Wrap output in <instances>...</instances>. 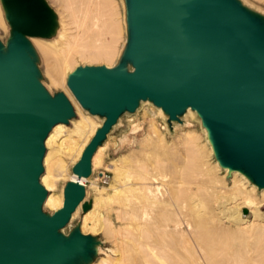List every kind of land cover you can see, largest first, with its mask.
Segmentation results:
<instances>
[{
	"label": "water",
	"instance_id": "obj_1",
	"mask_svg": "<svg viewBox=\"0 0 264 264\" xmlns=\"http://www.w3.org/2000/svg\"><path fill=\"white\" fill-rule=\"evenodd\" d=\"M122 3L116 63L66 75L74 101L101 123L70 169L76 181L63 187L61 209L44 217L42 141L72 111L63 94L41 95L22 64L34 72L22 38L48 34V9L41 0H5L16 42L0 57V264H65L74 253L89 255L87 237L62 240L57 231L84 197L78 180L90 177L96 148L143 103L161 111L169 132L193 112L217 166L264 189V16L240 0Z\"/></svg>",
	"mask_w": 264,
	"mask_h": 264
},
{
	"label": "rangeland",
	"instance_id": "obj_2",
	"mask_svg": "<svg viewBox=\"0 0 264 264\" xmlns=\"http://www.w3.org/2000/svg\"><path fill=\"white\" fill-rule=\"evenodd\" d=\"M41 1L53 15L56 26L54 27L51 19L48 34L22 38L30 65L49 98L61 93L68 100L72 114L66 119V122L60 123L65 131H73L74 123L83 121L85 116L90 117L94 125H100L99 118L88 115L74 101L65 87V78L77 66L112 67L116 63L125 37L122 0H107L106 14L103 17L104 27L100 33L91 32L86 35V38L90 37L91 39L89 44H92V48L83 51L69 48L65 42H73L74 36H78L79 40L82 38L83 30L97 15L95 7H90L91 11L87 15V21L83 22L84 17L80 12L84 8L79 6L80 0ZM240 1H244L246 6L248 5L252 10L264 16V0ZM73 11L78 14H74ZM9 19L10 10L7 8L5 0H0V57L2 60L6 58L5 55L11 46V41L16 42ZM112 24L115 25V31H113ZM62 32L65 33L63 36ZM94 36L98 37L94 40ZM103 45L109 46L111 59L91 62L86 55L98 52V48ZM39 46L47 48L48 51L43 52ZM65 60L68 62L66 66L62 65ZM187 114L186 112L182 117V124L174 125L170 132L166 130L165 118L148 103L141 104L134 114L120 117L118 124L110 131L101 145L102 150L95 161L92 175L84 184L82 201L75 207L65 226L57 231V235L62 240H68L75 234L87 237L88 243L91 244L88 250L89 255L74 253L66 259L65 264L76 263L79 259H81L80 264H149L150 249L140 248L137 239L139 236L146 235L140 232L143 224L149 225L150 231H152V224L157 213L173 214L176 192L182 183L179 167L187 159V150L190 148V144L186 140L187 134L191 135L195 143L203 146L201 148L204 153L203 160H207L208 164L211 163L209 165L215 167L216 175L223 177V181L229 187L232 186L233 172L228 175L225 169H217L218 166L212 158L210 147L198 119L195 115L191 117ZM160 141H163L164 144L162 145ZM81 144L82 142H79L73 150L71 149L70 156H64L62 151L57 150V144L52 148H47L42 144L44 154L41 159L42 172L38 183L42 189L44 188V197L47 194L62 197L63 187L69 182V177L72 174L70 169L79 158L78 150ZM48 152L50 154L47 165H44ZM157 162L159 169L155 165ZM142 167L146 168V174L156 176L154 186L159 188L160 197L163 199L169 197L168 203L159 209L148 205L147 196L141 188V183L144 182ZM46 173L50 176L60 174L51 192L41 182ZM98 173H104L107 176L105 183L95 181ZM190 179L187 190L194 193L193 203L196 205V210L202 214L203 228L215 229L220 226L226 231L223 235L216 233L213 237V246L214 244L215 246L209 250L206 248L199 250L193 256L194 260L199 259L200 262L197 263L205 264L203 259L206 260L207 257L224 262V264H264V227L251 234L235 238L238 208L234 207V200L230 192L222 193L211 189L200 191L197 188L203 182V176L195 175ZM244 183L247 190L254 187L247 181ZM262 191V189H255V195L258 196L259 201L262 200ZM83 204L88 206L85 211L82 209ZM40 205V213L44 217L56 213L45 208L42 203ZM242 210L239 211L240 219L244 217L241 214ZM259 214L261 215L259 220L264 225V201L259 209ZM247 217L248 221L253 219L248 209L244 218ZM123 238L125 243L120 245ZM221 239H224L226 243L222 248H220L222 246ZM142 240L145 244H149L146 236ZM231 246L238 247L234 251L230 249ZM221 257L224 260L220 259ZM235 258H237V263Z\"/></svg>",
	"mask_w": 264,
	"mask_h": 264
},
{
	"label": "bare ground",
	"instance_id": "obj_3",
	"mask_svg": "<svg viewBox=\"0 0 264 264\" xmlns=\"http://www.w3.org/2000/svg\"><path fill=\"white\" fill-rule=\"evenodd\" d=\"M106 3H107V0H80L79 6L84 8L83 10L81 9L82 12H80V14L82 13V15H83L82 17H84L83 22H85V20L87 19V15L91 11V9H90L91 6L95 7V9L97 11V15L92 19V21L89 23V26H87V28L84 27L85 30H83V32H82L83 34H81L82 38H80V40L77 38L78 36L77 37L74 36L73 42H69V41L65 42V44H67V46L69 48H73V49H76L79 51L80 50L83 51V50H87V49L92 48L91 47L92 44H89L90 43L89 41L91 39H90V37L86 38V35L88 33H91V32L100 33L101 29H103V27H104L103 17L106 14V11H105L106 5H107ZM244 3L245 2L243 1V5H244ZM73 13L78 14V13H75L74 11H73ZM49 14H50V18L53 20L52 23L54 24V27H55L56 22L54 20V17L50 12H49ZM114 26L115 25L112 24V27L114 29L113 31H115ZM63 33L64 32H62V36H63ZM98 36H94L93 39L95 40V38H97ZM39 48L43 52L48 51V49L43 47V46H39ZM98 50L99 51L96 53L93 52V53H90L88 55H86V54L85 55L88 56V58L91 62H99V61H102L103 59L104 60L111 59L108 45H103V46L99 47ZM67 55H68V53H67ZM66 60L63 62L62 65L66 66L68 64V62ZM22 64H23L25 70L27 71V73L29 74V76L31 77L32 82L35 85V87L37 88V90L39 91V93H41V95H46V91L44 90L43 86L39 83L36 74L34 72H32L23 62H22ZM63 97L65 98V96H63ZM65 100L69 104V102L66 98H65ZM157 110H158V113H160L162 115L161 111L159 109H157ZM186 112L191 117L194 115V113L189 111V110H187ZM73 126H74V130L69 132V131H65V129L60 125V123L53 125L50 128L47 136L43 139L42 144L44 146H46L47 148H52L55 144H57L56 149L59 151H62L61 153H63L64 156L65 155L67 156L71 152V149L73 150V148H75V146H77V144L79 142H82L81 147L78 150V155L80 156L83 148L88 143L90 137H92V135L94 134V131L96 130V128L99 127V125L98 124L94 125L92 120L90 119V117L85 116V117H83V121L80 120V122H75ZM186 140H187V142H189L190 148L187 150V154H186L187 159L185 160V162H183L181 167H179L180 173L182 176V183L179 186L178 192H176V200H175L176 203L174 206L175 208H174L173 214L167 215L164 212L157 213L155 221L152 224V231H150V227L147 224H143L141 226L140 232L146 234L145 236H146V239H147L149 244H145L143 242L142 239L145 236H143V237L139 236L137 239V243H138L140 248H142V249L149 248L150 249L151 254L148 257L149 258V260H148L149 264H183V262H184V264H199V263H197L199 261V259L194 260L193 256H195L196 253H198L199 250H201L203 248H206L207 250L213 248L215 246V244L213 246V237L215 236L216 233H217V235L218 234L223 235L226 233L224 228L220 227V226L216 227L215 229L214 228L213 229L203 228L204 220H203L202 214H200L199 211L196 210V205H194V203H193L194 193L187 190V187L190 184L189 179L191 177H194L195 175L196 176L197 175L203 176V182H201L197 188L200 191L211 189V190H215V191L217 190V191L222 192V193L225 191L230 192L232 199L234 200V202H233L234 207L238 208L237 209V215H238L237 223L235 224L236 228H237L236 234H234V232H233L235 238L242 237L245 234H249V233L251 234L255 230L257 231V230L264 227L262 222L259 220L261 217V215L259 214V209L262 206V202L264 201V189H262L263 190L262 191V200L259 201L257 199L258 196L255 195V189L256 188L252 187L250 190L245 189L244 181H246V179L243 176H241L240 174H238L237 172H233L234 175L232 176L233 177L232 186L229 187L223 181V177H218L216 175L215 167L209 165L211 163L208 164L207 160H203L204 159V153L201 151V148H203V146L201 147L200 144L195 143L194 140L192 139L191 135L187 134ZM160 142L162 145L164 144L163 141H160ZM101 150H102L101 146L97 147L95 152L93 153L91 159H90V170H91V172L93 171L95 161H96L97 157L99 156ZM46 154L47 155H46V158L44 160V165H47V159H48L50 152H48ZM75 154H77V153H75ZM155 165L157 168L159 167L158 162ZM218 168L219 167H217V169ZM225 171H227V169H225ZM141 172H142V178L144 180V182L141 183V188L144 190V192L147 196L148 205H151V207L159 209L163 205L167 204L169 197H168V199L167 198L166 199L161 198L159 195V188L154 186L156 176L146 174V168L145 167H142ZM98 174H100V173H98ZM59 176H60L59 173L54 175V176H50L49 174L46 173V175L43 176L41 182L46 187V189L49 192H51V190L55 187L56 180ZM75 181H76V177L73 174H71V176L69 177V183H73ZM86 182H87V179H79L78 180V184L81 187H84V184ZM197 183H199V182H197ZM41 203H42V205H44L45 208H48L54 212H57L61 209V207L63 205V195L61 198H59V197H55L53 194H47L42 199ZM241 209H246V211L248 209V211L250 212V215L253 217V219L251 221H248V217L244 218L245 216L240 219V217H239L240 212L239 211ZM254 234L256 235V233H254ZM257 234H258V232H257ZM217 239H219V238H217ZM145 242H146V240H145ZM124 243H125V240L123 238L120 241V245L121 244L123 245ZM225 244L226 243L224 242V239H221V245L222 246L220 248H222ZM237 247L238 246H231L230 249H233L235 251ZM220 248H219V250H220ZM234 254H236V253H234ZM71 259H70V261H71ZM220 259H222V257ZM235 259H236V263H237V258H235ZM80 260L81 259H79L78 262L71 263V264H80ZM222 260H224V259H222ZM203 261L205 264H224V262H219V260L217 261L214 258H207L206 257V260L203 259ZM233 262H235V261L233 260ZM227 263H229V262H227Z\"/></svg>",
	"mask_w": 264,
	"mask_h": 264
},
{
	"label": "built area",
	"instance_id": "obj_4",
	"mask_svg": "<svg viewBox=\"0 0 264 264\" xmlns=\"http://www.w3.org/2000/svg\"><path fill=\"white\" fill-rule=\"evenodd\" d=\"M92 175V174H91ZM90 175V176H91ZM95 181L98 183H105L107 181V176L104 173L98 174V176L95 177Z\"/></svg>",
	"mask_w": 264,
	"mask_h": 264
}]
</instances>
